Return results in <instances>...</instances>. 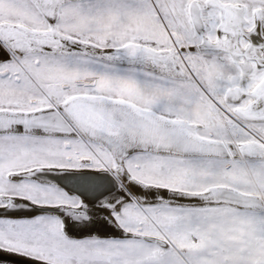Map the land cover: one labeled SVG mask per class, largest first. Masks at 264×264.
<instances>
[{
    "label": "snow or ice",
    "instance_id": "snow-or-ice-1",
    "mask_svg": "<svg viewBox=\"0 0 264 264\" xmlns=\"http://www.w3.org/2000/svg\"><path fill=\"white\" fill-rule=\"evenodd\" d=\"M0 264H264V0H0Z\"/></svg>",
    "mask_w": 264,
    "mask_h": 264
}]
</instances>
